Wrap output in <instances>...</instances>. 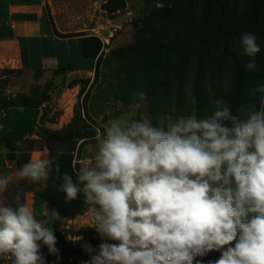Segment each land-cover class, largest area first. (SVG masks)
<instances>
[{
    "label": "clouds",
    "instance_id": "clouds-1",
    "mask_svg": "<svg viewBox=\"0 0 264 264\" xmlns=\"http://www.w3.org/2000/svg\"><path fill=\"white\" fill-rule=\"evenodd\" d=\"M240 40L247 55L261 51L254 34ZM145 104L146 93H136L125 114L95 130L93 158L74 169L75 180L62 176L65 201L83 194L102 241L82 245L84 264H204L212 252L219 257L207 264H264V101L246 119L217 99L210 117L165 115L155 124L136 118ZM53 164L38 157L0 174V256L12 264H45L42 246L59 252L45 226L59 211L45 204L37 214L19 192L12 203L3 197L17 180L46 183Z\"/></svg>",
    "mask_w": 264,
    "mask_h": 264
},
{
    "label": "rangeland",
    "instance_id": "rangeland-1",
    "mask_svg": "<svg viewBox=\"0 0 264 264\" xmlns=\"http://www.w3.org/2000/svg\"><path fill=\"white\" fill-rule=\"evenodd\" d=\"M108 1L51 0L48 5L63 31L102 37L104 54L93 83L71 87V82L62 75L13 74L14 85L38 98L43 96L50 81L54 82L51 114L58 125L51 124L53 129L63 128L77 118L75 127L80 132H93L109 119L125 114L140 91L146 93V104L136 118L147 115L153 124L165 115L210 117L217 99L241 119L261 107L264 93L256 89L264 85V0H218L222 12L210 9V0H120L124 8L108 12L102 9ZM244 33L256 36L260 52L253 56L245 53L240 40ZM186 40L197 53L188 56L191 66L184 68ZM225 46L232 57L222 53ZM204 54L209 56L206 61H197V56ZM253 61L255 69L248 70L246 64ZM210 82L219 95L215 101L213 97H202L204 90L210 92ZM3 88L1 85V95ZM84 141L77 140L73 146L79 166L81 162H89L95 151L94 137ZM21 147L15 153L0 148V174L14 173L33 158L51 159L45 141L38 135L26 137ZM47 182L17 180L3 197L12 203L19 192L22 201L33 206ZM90 216L88 207L57 227H52L53 223L45 225L54 230L56 237L67 240L65 249H61L60 243L56 245L57 255L49 254L47 247L42 246L45 264H84L89 260L78 258L72 244L79 236L87 240L84 230L90 228ZM218 257V252H212L203 258L204 264Z\"/></svg>",
    "mask_w": 264,
    "mask_h": 264
},
{
    "label": "trees",
    "instance_id": "trees-1",
    "mask_svg": "<svg viewBox=\"0 0 264 264\" xmlns=\"http://www.w3.org/2000/svg\"><path fill=\"white\" fill-rule=\"evenodd\" d=\"M210 9L217 10L218 12H222L223 6L218 3V0H210ZM120 3V0H109L107 3L102 5V9L105 11L111 12L116 9L124 8V4L120 3V5L116 6V4ZM184 9H187L185 7ZM57 35L61 38H70L73 37V34H61L56 31ZM84 35V34H77ZM215 48L219 49V46ZM228 46L223 48L222 53L227 57L231 56L227 51ZM103 49L104 43L97 36H88L83 38V54L85 57L91 59L94 64L95 76L91 79H82V80H74L70 83L71 87L77 86L80 83H84L85 85H90L93 83V80L96 79L98 74V69L103 58ZM196 50L192 48V44L189 43L188 40L184 41V68L187 66H191V61L188 56L195 55L192 52ZM197 53V51H196ZM196 56V55H195ZM207 55L197 56V61L204 62L206 61ZM66 71L65 69H62ZM56 76L62 75L60 72L55 73ZM54 82L50 81L48 88H46L45 93L41 98L37 96L20 93L15 96H4L0 94V111H7L8 116L0 120L2 125L7 126L6 128L9 131L6 134H0V148H7L12 153L19 152L22 149L21 143L23 140L32 135L40 136L46 143L51 159L54 161L53 168L50 173V177L48 179L47 185L44 190L39 193L36 197L41 200L43 203H46L48 207L59 211L61 220H54L52 227H57L61 221L66 219L75 218L77 215L81 214L87 206L84 203V197L81 193L77 199L73 201L66 202L65 194L61 191L62 184V176L65 172L73 175L75 180V172L74 169L79 168V164L75 155L74 145L77 140H85L95 137V130L93 132H80L78 128L75 127L77 123V118H74L72 123L67 126L59 129L53 130L48 126L47 123L56 124L55 116H51V109L54 102H52ZM209 90H204L202 93L203 99L213 97L214 101L219 96L215 86L210 82ZM232 100H230L231 102ZM83 109L86 108V102L83 101ZM242 104L239 103V107ZM19 109L25 110V113L19 111ZM84 141V142H85ZM56 166H59L60 173L59 176L55 171ZM84 235L87 237L86 241H80L73 243L75 255L80 259H89L88 254L83 250L82 245L84 243H90L94 247H98V245L102 242L98 237L97 233L92 228H86L84 230ZM60 243L61 249H65V245L67 244V240L63 239L61 236L57 235V245ZM45 249L46 246H43Z\"/></svg>",
    "mask_w": 264,
    "mask_h": 264
},
{
    "label": "crops",
    "instance_id": "crops-1",
    "mask_svg": "<svg viewBox=\"0 0 264 264\" xmlns=\"http://www.w3.org/2000/svg\"><path fill=\"white\" fill-rule=\"evenodd\" d=\"M49 4L51 0H0V86L4 87L2 95L10 97L23 93L12 83L13 74L16 72H60L63 79L69 82L94 78L96 61L93 62L83 54V38L92 35L80 31H63L54 20ZM56 31L74 36L61 38ZM98 37L102 40L99 34ZM19 111L25 113L23 109ZM7 116V111H0V120ZM47 124L52 128L50 123ZM6 127L0 123L1 135L9 131ZM60 128L59 126L58 129ZM44 206L45 203L41 200L34 199L33 207L37 214ZM49 210L52 208L49 207ZM53 222L54 220H49L46 225L51 226ZM0 264H12L10 255L0 256Z\"/></svg>",
    "mask_w": 264,
    "mask_h": 264
}]
</instances>
